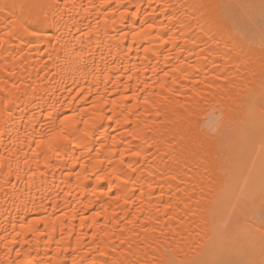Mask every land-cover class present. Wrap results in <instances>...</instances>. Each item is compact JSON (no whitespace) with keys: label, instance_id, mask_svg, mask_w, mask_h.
Instances as JSON below:
<instances>
[{"label":"bare ground","instance_id":"1","mask_svg":"<svg viewBox=\"0 0 264 264\" xmlns=\"http://www.w3.org/2000/svg\"><path fill=\"white\" fill-rule=\"evenodd\" d=\"M0 264H264V0H0Z\"/></svg>","mask_w":264,"mask_h":264},{"label":"snow or ice","instance_id":"2","mask_svg":"<svg viewBox=\"0 0 264 264\" xmlns=\"http://www.w3.org/2000/svg\"><path fill=\"white\" fill-rule=\"evenodd\" d=\"M9 8H10V5L5 4V5L3 6V8L0 9V10H6V9H9Z\"/></svg>","mask_w":264,"mask_h":264}]
</instances>
